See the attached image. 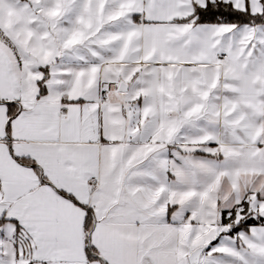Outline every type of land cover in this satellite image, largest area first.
<instances>
[{"label": "snow or ice", "instance_id": "1", "mask_svg": "<svg viewBox=\"0 0 264 264\" xmlns=\"http://www.w3.org/2000/svg\"><path fill=\"white\" fill-rule=\"evenodd\" d=\"M0 264H264V0H0Z\"/></svg>", "mask_w": 264, "mask_h": 264}]
</instances>
